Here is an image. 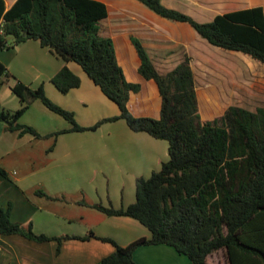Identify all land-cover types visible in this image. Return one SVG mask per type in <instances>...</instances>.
<instances>
[{
  "label": "trees",
  "instance_id": "trees-1",
  "mask_svg": "<svg viewBox=\"0 0 264 264\" xmlns=\"http://www.w3.org/2000/svg\"><path fill=\"white\" fill-rule=\"evenodd\" d=\"M158 15L191 24L210 44L247 53L264 64V8L256 6L218 14L200 22L162 0H138ZM106 3L99 0H16L7 9L0 0V49L37 40L65 62L78 63L103 94L119 108V115L82 126L74 111L54 102L41 84L33 88L16 81L12 91L21 98L17 110L0 102V122L8 131L36 138H53L67 132L95 131L106 122L124 119L131 130L146 132L168 142L169 159L150 177L136 179V200L126 207L92 205L107 216L132 217L150 232L126 246L111 238L115 251L100 264H136L134 253L145 245L166 244L186 255L192 264H209V256L224 250L229 264H264V107L250 111L231 105L223 115L203 119L190 57L162 74L142 41L131 35L141 64L139 73L154 80L162 97L158 118L136 116L129 109L132 93L141 83L127 79L112 37L101 33L100 22L108 17ZM12 77L0 61V83ZM68 93L81 78L64 65L52 78ZM40 100L72 125L42 136L33 126L19 122L30 105ZM0 173H7L0 167ZM1 235H21L45 243L63 239L87 240L85 236L60 237L39 234L31 224L16 223L11 206L0 214Z\"/></svg>",
  "mask_w": 264,
  "mask_h": 264
},
{
  "label": "crops",
  "instance_id": "crops-1",
  "mask_svg": "<svg viewBox=\"0 0 264 264\" xmlns=\"http://www.w3.org/2000/svg\"><path fill=\"white\" fill-rule=\"evenodd\" d=\"M99 1L106 3L109 10L108 17L100 22L105 29L101 33L112 37L127 79L142 85L141 91L132 93L128 104L134 115L158 118L162 97L156 82L139 73L141 60L131 35L142 41L162 74L173 70L185 56L190 57L203 119L223 115L231 105L250 111L264 107V64L258 59L214 46L191 24L164 18L138 0ZM15 2L5 0L7 9ZM162 3L200 22H210L218 14L236 10L264 8V0H162ZM0 61L12 75L0 83V102L6 108L21 107V98L12 91L14 83L21 81L33 88L43 84L46 94L60 106L75 111L85 126L120 113L118 106L78 63L65 62L37 40L0 49ZM64 65L81 78L80 87L68 93L61 92L52 82ZM91 104L97 107L90 109ZM82 108L89 110L80 118ZM21 118L23 124L33 126L42 136L72 126L53 125L51 110L40 100H35ZM100 129L109 136L102 141L63 142L61 135L70 133L67 132L54 143L53 138L8 131L0 122V167L7 173H0V214L11 206L14 222L31 224L36 233L48 236H85L90 231L95 234L87 240L71 238L45 243L21 235L0 234V264H100L115 251L114 244L100 238H111L126 246L135 239L151 236L150 230L138 220L107 216L92 205L120 208L135 202L136 179L149 176L169 159L168 142L131 130L124 119L106 122ZM43 139L50 140V144L43 146L39 142ZM8 163L15 164L18 171H12ZM106 180L111 185L107 191L112 195L110 201L104 197ZM174 250L166 244L145 245L136 249L134 260L136 264H190Z\"/></svg>",
  "mask_w": 264,
  "mask_h": 264
},
{
  "label": "rangeland",
  "instance_id": "rangeland-1",
  "mask_svg": "<svg viewBox=\"0 0 264 264\" xmlns=\"http://www.w3.org/2000/svg\"><path fill=\"white\" fill-rule=\"evenodd\" d=\"M146 8H148V7H146ZM126 17H127V15H126ZM128 18V17H127ZM202 18H204V19H206V18H208L207 16L206 17H202ZM126 20H128V19H126ZM100 27H101V30H105L104 29V25H103V23H100ZM41 106H43V105H41ZM96 108L97 107V105L96 104H91L90 105V109H93V108ZM83 109V111L82 112H80V115H79V117L81 118L83 115L85 116L86 115V113L85 112H87V109L88 108H82ZM89 110V109H88ZM52 112V114H53V116H54V119H52V122H53V125H57V126H62V125H64V124H66V125H68V126H71V124H70V122L69 121H67L64 117H62V116H60V115H58L57 113H54L53 111H51ZM75 112V111H74ZM76 114V113H75ZM84 118H86V117H84ZM21 119L22 118H20L19 119V122L20 123H22L21 122ZM76 120H77V122L79 123V124H81L82 126H85L84 124H82L80 121H79V119H78V116L76 115ZM98 122V121H97ZM96 122V123H97ZM108 123V122H107ZM23 124V123H22ZM92 126V125H91ZM102 126V125H101ZM101 126L97 129V130H95V131H92V130H87V131H84V132H70V133H67V134H64V135H61V140H63V142H65V141H70V142H80V141H84V140H89V141H102V140H104L105 138H108L109 136H108V133L104 130V129H100L101 128ZM88 127V126H87ZM61 130V129H60ZM56 131H59V130H56ZM55 131V132H56ZM53 133V132H52ZM39 142H41L42 143V145L43 146H48L49 144H50V140H47V139H43V140H41V141H39ZM77 149H79L78 147H76ZM167 150V148H165V151ZM8 164H10V165H12V171H18V167L15 165V164H12V163H8ZM149 175V174H148ZM151 175V174H150ZM150 175L149 176H147V177H150ZM103 186H104V188H105V191L107 192V191H110V189L111 188H109V186H111L110 184H109V182L106 180L105 181V184L103 183ZM104 197H106V201L108 200V201H110L111 199H112V195L110 194V192H107V194H106V196H104ZM110 203V202H109ZM175 251V250H174ZM176 252V251H175ZM176 254L178 255V256H182L183 258H185L186 260H188L189 262H190V264H192L191 263V260L186 256V255H183V254H178L177 252H176ZM175 263H177V262H175ZM179 263V262H178ZM180 264V263H179ZM209 264H229V262H228V260H227V258H226V256H225V253H224V251L223 250H219V251H217L216 253H213L212 255H210L209 256Z\"/></svg>",
  "mask_w": 264,
  "mask_h": 264
}]
</instances>
